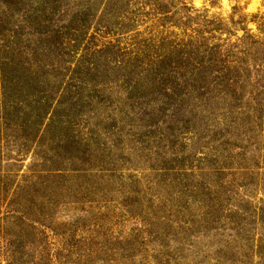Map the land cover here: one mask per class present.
Wrapping results in <instances>:
<instances>
[{
  "label": "rangeland",
  "instance_id": "1",
  "mask_svg": "<svg viewBox=\"0 0 264 264\" xmlns=\"http://www.w3.org/2000/svg\"><path fill=\"white\" fill-rule=\"evenodd\" d=\"M41 1L6 13L55 65L43 122L0 88V264H264V0Z\"/></svg>",
  "mask_w": 264,
  "mask_h": 264
},
{
  "label": "trees",
  "instance_id": "2",
  "mask_svg": "<svg viewBox=\"0 0 264 264\" xmlns=\"http://www.w3.org/2000/svg\"><path fill=\"white\" fill-rule=\"evenodd\" d=\"M17 1L18 0H13L10 4V1L7 0L8 10L0 15V52H7L6 57H0V62L2 61V65L0 67V88L4 93V97L7 102L6 105L16 106V104L21 100L22 101L19 103H22L23 105L36 104L41 109V112L35 117V121L36 123L41 121L43 122L49 111H51V109H49V105L51 104L52 98L50 94L52 89L45 85L47 84L45 79L48 76L46 75V70L50 66L53 67L55 65L54 62L48 60L49 57L47 58V56L41 57L37 51L33 52L34 58L23 60L20 55V45L17 42H14L13 46H2V42L6 41L7 32L11 35L14 41H19L15 37L18 28L17 26H9L10 24L7 22L9 18L6 15L8 11H13L14 8L23 6ZM41 3L44 5L43 11H45V6H47L50 1L47 2L45 0L41 1ZM8 27L12 28L9 29ZM31 28L35 29L33 32H37L40 37L44 38V40H40L43 45H47L50 50L54 51L57 50V48L58 50L60 49V46L55 42L52 45V37L55 35L59 36V33L54 30L50 23L45 26L38 24L34 25V23H31ZM43 42H46V44ZM36 97L38 103L35 100ZM10 117L16 118V114L12 113L9 116H5V120L10 121Z\"/></svg>",
  "mask_w": 264,
  "mask_h": 264
}]
</instances>
